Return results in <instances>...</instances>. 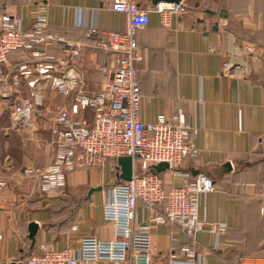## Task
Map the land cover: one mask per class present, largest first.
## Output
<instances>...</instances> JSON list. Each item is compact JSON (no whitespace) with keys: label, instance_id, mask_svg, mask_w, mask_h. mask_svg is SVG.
<instances>
[{"label":"crops","instance_id":"0c3cea01","mask_svg":"<svg viewBox=\"0 0 264 264\" xmlns=\"http://www.w3.org/2000/svg\"><path fill=\"white\" fill-rule=\"evenodd\" d=\"M4 1L0 15L17 17L28 32L34 29L38 8L45 6L49 34L82 44L76 66L86 90L99 93L106 88L108 75L101 69L111 68L115 58L96 49L95 43L109 33L125 32L127 26L126 16L112 10L113 0ZM139 5L153 6L149 0H139ZM184 5L182 13L168 14L166 24L152 12L150 25L137 34L141 120L150 124L161 115L181 113L196 131L198 155L176 172L159 175L167 191L182 185L177 172L192 178L205 173L213 179L216 190L205 197L202 213L227 226L222 238L226 245L216 249L209 233L191 239L177 223L150 224L151 264L182 261L186 246L198 255L196 264H264L259 204L264 178V0H184ZM91 28L99 32L92 39L87 36ZM30 63L28 54L12 53L0 72V180L6 184L0 190V264H22L41 255L42 247L78 249L86 237L105 241L117 236L116 227L104 221L103 205L107 190L121 181L118 159L69 173L67 187L57 196L43 194L34 179L23 176L27 169H44L53 161L52 127L63 103H69L55 99L60 107L54 115L35 112L32 130L18 128L14 108L32 94L18 71ZM87 116L92 119L91 112ZM112 164L120 169L119 175L112 173ZM154 211L162 208L151 210L139 202L136 225H148ZM32 223L38 224L33 238Z\"/></svg>","mask_w":264,"mask_h":264},{"label":"built area","instance_id":"2783aa9c","mask_svg":"<svg viewBox=\"0 0 264 264\" xmlns=\"http://www.w3.org/2000/svg\"><path fill=\"white\" fill-rule=\"evenodd\" d=\"M180 3L161 2L144 8L139 0H113L112 10L127 18L123 33H109L105 40L96 41L95 48L112 54L111 68L101 71L108 75V85L99 93H89L76 66L82 44L66 41L48 32L49 19L45 6L38 8L34 29L22 28L15 16L0 15V72L10 54L30 56V64H22L18 75L27 81L31 96L20 100L13 119L19 129L34 128L33 116L43 104L44 94L50 91L69 103L60 109L52 127L53 161L44 169L29 168L25 178L34 179L40 191L47 196H57L67 187L69 173L93 169L113 159L131 157L133 176L130 181H118L107 190L103 205V218L113 224L117 236L105 241L96 237L82 239L78 249L56 250L42 247L41 255L32 256L22 264H81L101 261L122 264H151L154 248L150 224L177 223L191 239L199 233H209L215 238V248L226 245L222 238L227 234L223 222H211L203 215L204 199L215 192L213 179L205 173L194 178L187 172H177L182 185L167 191L162 177L152 174L151 168L167 163L170 171L198 155L193 136L196 131L188 127L183 114L168 118L161 115L156 122L145 124L141 120V51L137 34L150 25V15L157 12L167 23L168 14H180ZM99 32L88 31L90 39ZM57 48L53 53L51 48ZM248 51L251 48L247 49ZM229 66L228 63L225 64ZM18 78V77H17ZM92 113V119L87 113ZM141 164V169H139ZM120 169L111 165L113 174ZM0 180V190L5 187ZM139 202L154 211L148 225L138 226L135 212ZM260 214L264 216V178L259 189ZM2 238L0 237V240ZM182 261L171 259L170 264H196L197 254L184 248ZM241 264V262H240Z\"/></svg>","mask_w":264,"mask_h":264},{"label":"water","instance_id":"95a60500","mask_svg":"<svg viewBox=\"0 0 264 264\" xmlns=\"http://www.w3.org/2000/svg\"><path fill=\"white\" fill-rule=\"evenodd\" d=\"M153 5H157L158 3L165 2V3H180L184 0H149ZM118 164L121 169L120 179L121 181H130L133 176V159L131 157H122L118 159ZM166 171H170V166L167 163H161L159 165L153 166L151 168L152 174H161ZM38 229V224L32 223L29 226L30 236L31 238L34 237Z\"/></svg>","mask_w":264,"mask_h":264},{"label":"rangeland","instance_id":"374dc122","mask_svg":"<svg viewBox=\"0 0 264 264\" xmlns=\"http://www.w3.org/2000/svg\"><path fill=\"white\" fill-rule=\"evenodd\" d=\"M1 2H3V0H0V4H1ZM4 2H7V0H5ZM9 82H10V78H8V80H7V83L9 84ZM5 90V89H4ZM0 91H2L1 90V88H0ZM7 91H8V88H7ZM48 92H50V91H46L45 92V99H46V102L45 101H43V104L40 106V107H38V109H37V111H36V113L37 114H45V112L47 113V114H53L54 115V111L55 110H57V109H59V107H57V104H55L54 102H55V99H58L57 101H59V102H61V99H60V97L59 96H57V97H54V101L52 100V95H53V93L52 92H50V94H47ZM9 95H11V92H9ZM50 95V96H49ZM63 101H64V99H63ZM65 102V101H64ZM65 106V104L63 103V105H62V107H64ZM60 111V110H59ZM46 115V114H45ZM50 116V115H49ZM47 119H49V117L48 118H46V119H44V120H47ZM139 169H141V164H139ZM23 176H24V174H23ZM25 177V176H24Z\"/></svg>","mask_w":264,"mask_h":264}]
</instances>
